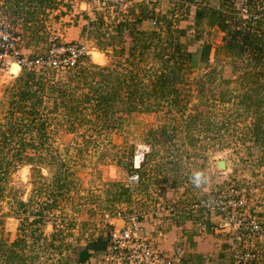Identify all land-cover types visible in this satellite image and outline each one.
<instances>
[{
    "label": "rangeland",
    "instance_id": "rangeland-1",
    "mask_svg": "<svg viewBox=\"0 0 264 264\" xmlns=\"http://www.w3.org/2000/svg\"><path fill=\"white\" fill-rule=\"evenodd\" d=\"M56 1V8L45 17L42 39L36 43L26 42L16 34V47L20 52L28 55L45 53L50 47V38L57 36L60 42H85L89 63L112 67L114 60L122 61V56L119 57L113 49L120 51L123 47L125 50L128 38L124 36L120 44L98 50L97 37L103 42L106 38L97 34L86 36L81 32V27L86 25L87 17L93 19L95 11L104 10L107 5L108 12L103 15L102 29L107 28L108 31L109 21L119 19L120 13H125L132 3L147 2L148 5L152 4L156 13L165 14L179 28L186 30L187 36L179 40L195 53L191 58V73L188 76L190 102L181 114L174 110L168 111L167 106L162 104L153 111L131 112L117 126L105 129L100 127V121H95L94 113L87 105L80 106L76 117H73V111L71 114L66 113L61 106L56 105L53 110L56 94L48 96L46 91L37 107L41 118L46 119L43 147L37 148L36 142L32 146L25 145L20 152L21 161L15 162L13 153L18 149L17 138L21 136L26 143L35 139L37 133L34 129L25 130L23 123L28 124L29 117L22 110H14L12 101L16 97V76L19 73L12 75L10 69L0 67V133H7L6 127L10 124L16 126L12 131V140H5L4 145L0 134V157L9 161L5 176L0 181V238L11 242L20 232L18 226L21 223L23 231L27 233L28 222L37 216L41 204L55 199V205L43 212L44 224L36 223L34 226L47 237L59 231L63 245L68 241L71 244H84L98 234L105 235L110 229H119L126 222V218L117 217L116 213L120 212L141 217L144 233L154 248H157V242L153 244L150 241L151 231L146 227L153 229L156 238L163 237L170 232L167 231L169 224L176 222L177 225L179 219L183 218L196 220V232L208 234L209 244L198 245L204 249V260L208 259L212 264H236L238 258L235 255L243 251L250 255L249 250L256 248V243L259 245L264 242V144L262 148L255 146L242 134L253 121H260V127L264 130V75L259 89L251 84L244 92L237 82L244 59L232 58L219 49L213 50L215 45L221 44L222 34L212 27H203L199 39H193V29L190 28L193 5L185 16L184 6L175 4L176 0H107L109 5L106 0H99L98 4L89 0ZM209 1L216 4V0ZM260 2L264 3V0H254L250 6L244 0H234V7L241 13L242 5L246 9L244 14H247ZM1 19L5 20L3 15H0ZM150 22L144 21L140 28L149 29ZM12 29L15 30V27ZM207 43L212 47L206 53L203 47ZM211 69H214L212 73L209 72ZM69 72L48 71L45 83L62 81L74 85L76 81L69 78ZM221 80L228 82L224 84ZM221 87L228 90L225 96L227 101L219 103L215 98L212 101L209 90L216 92ZM76 90L87 92L86 88ZM242 93L251 95L252 101L247 112L242 110L241 104H236V95ZM196 111H204L205 121L203 119L204 123H200L197 117L194 119L193 140L188 143L185 136L186 121ZM258 116L262 119L258 120ZM173 121L176 134L173 142H170L158 131L162 125L168 122L172 125ZM25 157H33V162L27 163ZM129 160L130 167L127 164ZM219 161L223 162V167L217 165ZM135 168H138L137 171ZM57 170L61 174L62 171L68 172L71 183L62 188L61 194L54 196L51 184ZM129 180L136 182L129 183ZM118 183L129 187V199L115 200L119 191ZM221 195L225 198L221 199ZM218 197L229 203H233L235 197L244 199L245 205L239 209L240 212L233 213V218L240 216L244 220L252 219L260 226L256 231L242 230L247 236L240 243L241 246L235 248L228 244L233 232L223 213L184 209L196 201L209 200L218 204ZM20 201L22 206L18 205ZM172 205L183 206L178 217L169 212ZM210 217H215L214 221H210ZM238 224L235 219L233 226ZM186 225L184 230L187 232L191 227L188 223ZM185 236L186 233H182L181 237L172 240L173 244L175 242L182 247L180 262L186 261L191 255L187 251L189 247ZM223 242L229 245L230 250L219 247ZM58 250L61 255L68 251L62 250L61 246ZM52 251L55 253L40 257H47L48 264H60L56 261V249ZM100 252L93 251L90 256L85 252L81 264H100ZM231 254L234 256L230 261Z\"/></svg>",
    "mask_w": 264,
    "mask_h": 264
},
{
    "label": "trees",
    "instance_id": "trees-1",
    "mask_svg": "<svg viewBox=\"0 0 264 264\" xmlns=\"http://www.w3.org/2000/svg\"><path fill=\"white\" fill-rule=\"evenodd\" d=\"M107 2L109 5L110 2ZM175 2V4L184 6L185 16L189 13L190 6L193 5L190 28L193 29L194 40L199 39L203 27H212L222 34L221 44L215 45L213 50L218 51L219 49L232 58L244 59V65L237 81L244 88V92L251 84L255 86V89H259L261 78L264 75V17L260 15L255 19H242L234 7V0H216V4L209 0H176ZM247 2L252 5L254 0H247ZM56 6V0H0V15H3L12 27H15V30L12 29L15 35L19 34L26 42L36 43L42 39L47 13L55 9ZM107 10L108 6L105 5L104 10L95 11L93 19L87 17L86 25L81 27V32L86 36L97 34L106 38L103 42L99 36L97 37L96 48L98 50H105L106 47L113 46L115 43L120 44L123 41L122 38L126 36L128 38L127 48L124 50L121 47L120 51L113 49L120 55L119 57L122 56V61L114 60L112 67L99 66L89 63L86 56L82 57L74 67L64 70L70 71L69 78L76 81L71 86L68 82L62 81L45 83L47 81L44 79H47L48 71H54L52 69L40 74L21 71L16 76L17 88L14 93L16 97L12 101L14 110H22L23 114H27L29 121L28 124L23 123L24 129L29 131L34 129L37 135L35 139L26 143L21 136L17 138L18 149L13 153L15 162L21 161L20 152L25 145L32 146L36 142L37 148L43 147V127L46 119L41 118L37 107L41 104L42 95L46 91L48 96L56 94V98L53 99V110L56 109V105L61 106L66 113L71 114L73 111V117H76V111L80 110V106L87 105L94 113L95 121H100V127L105 129L117 126L122 118L131 112L153 111L160 108L162 104L167 106L168 111L174 110L175 113L180 112L181 114L186 109L191 97L188 87L191 58L193 55L195 56V53L188 50L187 45L179 40L180 37L187 36L186 30L179 28L165 14L156 13L152 4L138 2L132 3L125 13H120L119 19L110 20L108 23L110 30L107 31V28L102 29L103 15L108 12ZM149 20L152 21L150 28L141 29L140 25ZM207 44L203 47L206 53L212 47L209 43ZM124 51L125 56H123ZM213 71L214 69H211L209 72ZM220 82L225 84L228 81L221 80ZM77 88H86L87 92H77ZM227 94V88L221 87L216 92L209 90L208 95L212 101L215 98L219 103H222L227 101L225 98ZM236 98V104H241L242 110L247 112L252 101L251 95L242 93L236 95ZM262 114L264 117V108ZM170 116L172 118V115ZM196 117L200 123H204V111H196L187 119V134L185 136L188 143H192L193 140ZM262 117L258 116L257 119H262ZM35 119L36 122H34ZM226 120L229 122V119ZM189 121L191 122L189 123ZM259 122L253 121L242 136L255 146L262 148L264 130L261 129ZM15 127L10 124L6 127L7 133H0L3 145L5 140L9 142L12 140V131ZM175 128L174 121L172 125L171 122H168L162 125L158 132L160 135L166 136V141L173 142L176 134ZM152 137L155 138V136ZM130 155L131 153L128 154L129 158ZM25 158L27 163L33 162V157ZM51 159L50 156L49 160ZM8 162L5 157H0V181L5 176ZM127 164L130 167V160ZM61 166L64 167L63 164ZM136 169L138 168H135V171H137ZM67 174L69 173L62 171L61 174L60 171H56L51 184L54 196L61 194L62 188L71 183ZM116 185L119 187V191L116 193L115 200L129 199V187H124L119 183ZM1 191L2 186L0 185V196ZM55 203V199H52L50 203L44 201L41 204L36 212L37 216L28 222L27 233L23 231V223H21L18 226L20 232L11 242L7 243L5 239L0 238V264H48L47 257L40 256L55 253L52 251L53 249L57 251L56 261L60 264H71V262L81 264L85 252L92 254L93 251L104 249L107 244L106 235L98 234L84 244H71L68 241L63 245L59 231L55 234L50 233L48 237L42 232H38V228L34 224H44L43 212L53 207ZM18 205L22 206L23 203L20 201ZM56 240L59 243H55ZM256 244V248L249 250L250 255L244 254L245 251L240 253L239 264H264V242ZM60 246L65 252L68 250L65 255H61V251L58 250ZM228 246L226 242L222 243V249H226V247L229 249ZM232 256L231 254L229 257L230 261Z\"/></svg>",
    "mask_w": 264,
    "mask_h": 264
},
{
    "label": "built area",
    "instance_id": "built-area-1",
    "mask_svg": "<svg viewBox=\"0 0 264 264\" xmlns=\"http://www.w3.org/2000/svg\"><path fill=\"white\" fill-rule=\"evenodd\" d=\"M92 3H99V0H89ZM117 2V0H114ZM238 1V0H235ZM247 3V0H244ZM242 8L240 16L242 19H255L260 15L264 17V3L260 2L255 5L254 10L250 13L244 14L246 9ZM246 6V4H245ZM243 13V14H242ZM5 19V18H4ZM17 36L14 35L12 25L7 19L0 20V67L9 68L10 62L18 65L19 71L24 72H43L47 69L54 71H63L74 67L78 60L82 57L88 56L87 45L85 42H60L57 36L50 38V47L47 52L34 55H28L20 52L16 47ZM135 178H137L136 174ZM129 183L136 181L129 180ZM222 196V195H221ZM243 197V196H242ZM223 195L221 199H224ZM218 197L219 203L213 201H196L187 208L188 211H195L198 209L206 211L221 212L226 216V223L232 227V236L230 237L229 245L238 247L241 245L243 239L247 234L242 230L256 231L260 226L252 219H245L236 217L239 223L235 227V219L233 213L242 209L245 205V200L241 197L233 198V203L229 201H221ZM183 210V206L172 205L169 207V212L172 216L178 217V214ZM229 214V216H227ZM117 217L126 218V222L119 229H110L106 232L107 244L99 254L100 264H179L182 258V247L178 243L173 244L172 250L167 253L160 249L151 246L147 239L144 229L141 224V217H133L125 215L124 213L117 212ZM234 256V255H233ZM235 255V258H241ZM236 264H239L236 260Z\"/></svg>",
    "mask_w": 264,
    "mask_h": 264
},
{
    "label": "crops",
    "instance_id": "crops-1",
    "mask_svg": "<svg viewBox=\"0 0 264 264\" xmlns=\"http://www.w3.org/2000/svg\"><path fill=\"white\" fill-rule=\"evenodd\" d=\"M15 35V33H14ZM49 70V69H47ZM47 70L41 72H34V73H45L47 72ZM18 73H21V71H18ZM32 73V72H29ZM199 217H197L198 219ZM210 221H214L215 217H210L208 218ZM180 221H178L177 225H175L176 222H172L171 225L169 224L168 226V230L170 231L168 234L165 233V235L162 237H158L156 238V234L153 231V229H151L150 227H146L147 230L151 231V239L150 241L154 244V241L157 242L156 246L157 248L163 250V251H170L172 248V244L174 241V238L177 237H181L182 233H186L185 238L187 239V243H188V247L189 249H187L188 252L191 253V255H189L188 259L185 261H181L180 264H212L211 262H208L206 260H204V249L199 248L198 245H208L209 242L208 240V234L203 235V233H197L195 226L196 225V220H192V219H187V220H183V218L179 219ZM186 223H188V225H190L191 229L189 231H185L184 227H186ZM146 230V229H145ZM157 239V240H156ZM159 239V240H158ZM173 240V241H172ZM187 247V248H188ZM219 247L222 248V243L219 244ZM191 248V249H190ZM87 256H90V254L88 253ZM87 258V257H86ZM85 259V258H84ZM95 259V258H94Z\"/></svg>",
    "mask_w": 264,
    "mask_h": 264
},
{
    "label": "bare ground",
    "instance_id": "bare-ground-1",
    "mask_svg": "<svg viewBox=\"0 0 264 264\" xmlns=\"http://www.w3.org/2000/svg\"><path fill=\"white\" fill-rule=\"evenodd\" d=\"M8 70H9V73L13 75V74H16L19 71V67H18V65L16 63L10 62Z\"/></svg>",
    "mask_w": 264,
    "mask_h": 264
},
{
    "label": "water",
    "instance_id": "water-1",
    "mask_svg": "<svg viewBox=\"0 0 264 264\" xmlns=\"http://www.w3.org/2000/svg\"><path fill=\"white\" fill-rule=\"evenodd\" d=\"M217 165H218L219 167H223V162H222V161H219V162H217Z\"/></svg>",
    "mask_w": 264,
    "mask_h": 264
}]
</instances>
